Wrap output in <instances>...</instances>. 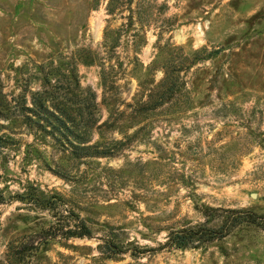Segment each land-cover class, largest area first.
<instances>
[{
	"label": "rangeland",
	"instance_id": "rangeland-1",
	"mask_svg": "<svg viewBox=\"0 0 264 264\" xmlns=\"http://www.w3.org/2000/svg\"><path fill=\"white\" fill-rule=\"evenodd\" d=\"M80 89L106 123L89 144L111 156L24 123L43 90L90 120ZM7 103L0 264H264V0H0ZM28 186L56 211L19 200ZM69 211L91 237L46 242Z\"/></svg>",
	"mask_w": 264,
	"mask_h": 264
},
{
	"label": "trees",
	"instance_id": "trees-1",
	"mask_svg": "<svg viewBox=\"0 0 264 264\" xmlns=\"http://www.w3.org/2000/svg\"><path fill=\"white\" fill-rule=\"evenodd\" d=\"M167 79V78H166ZM168 84L167 82L163 83V85ZM45 92V90H43ZM82 94H86L91 102L88 105L89 113L94 117L88 121H82L81 124H76L74 120H69L67 117L62 118L61 115L67 116L69 113L68 110L61 109L60 107L52 106L54 104H50L48 100L42 99V94L37 93L34 95L40 96L39 98H35L32 101V107H26L23 117L27 120V125L32 131H43L46 124L52 125L54 130L61 131L64 133V136L68 139L71 135L72 138L77 142L75 145V154L77 155V151L79 150L78 158L82 157H107L111 156L106 149L104 150H96L97 145L89 144L92 139L93 132L95 128H101L106 123L99 124V117L94 110L96 109L95 105V93L91 89H80ZM8 103L5 105H0V118L5 121L6 124L0 123V179H1V170L5 168L9 159V153L13 151L17 140L14 137V126L18 122L17 119L13 116H9V114H5L8 111L9 107H7ZM94 109V110H93ZM79 113H84L81 108H79ZM45 121V124L41 122ZM56 127V128H55ZM94 149V152L90 150ZM21 201H28L35 205L36 207L44 210H52L56 211L57 205L62 201L60 197L57 198L56 201L51 202V197L45 195L40 189L33 186H28L25 188V193L23 195L17 196ZM10 199L9 201H11ZM8 199L4 195L3 189L0 187V204L6 203ZM66 211V210H65ZM56 213V212H55ZM71 215L70 211L66 212H57L54 215L55 220L52 222L50 227L43 232V236L46 242L54 240L57 237L62 238H71V237H91V231L79 216H75V219L71 223L70 221L66 222L62 220V217H69ZM67 223H71V225L66 226ZM201 229V228H200ZM188 234V238L182 240H173V234H169V241H173L174 245L179 248H183L187 246V244L191 241V237L189 235H195L196 232L194 230L186 231ZM178 239V238H177ZM25 247V246H23ZM9 251L14 253L12 248H9ZM20 254V253H18ZM20 257V256H19Z\"/></svg>",
	"mask_w": 264,
	"mask_h": 264
}]
</instances>
